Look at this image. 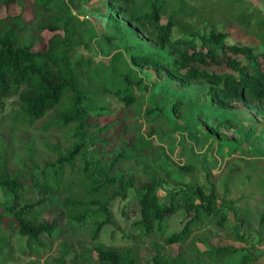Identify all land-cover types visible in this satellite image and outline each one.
I'll return each instance as SVG.
<instances>
[{"label": "trees", "instance_id": "1", "mask_svg": "<svg viewBox=\"0 0 264 264\" xmlns=\"http://www.w3.org/2000/svg\"><path fill=\"white\" fill-rule=\"evenodd\" d=\"M15 2L0 0V7ZM88 2L97 9L107 7L110 19L117 14L125 17L154 40L161 51L135 52L130 60L116 51L106 66H96L85 58L72 61L74 47L85 46L83 38L87 34L81 31L78 18L63 0H34V7L46 17L37 25L38 30L50 33L42 46L25 41L23 32L27 25L22 15L0 17V111L4 109L5 100L16 97L19 104L14 122L31 126L52 113L44 128L67 129L72 139L70 146L58 152L53 161L43 166L33 165L26 173H11L9 157L3 148L0 150V189L9 194L0 202V223L24 236L30 247H34L31 254L40 256L44 246L42 237L53 238L56 233L64 236L66 231L56 226L57 219L40 217L37 208L54 203L70 226H90L93 237L97 238L105 226L113 225L112 202L126 199L133 190L138 219L132 222L131 228L136 232L133 236L136 242H145L154 229L179 208L189 217L180 231L163 239L165 245L174 249L171 253L164 250L163 245L152 243L154 255L149 264H203L182 246L188 244L196 228L208 221L217 228L228 229L235 240L246 242L243 222H232L230 209L212 186L174 182L151 175L137 187L133 176L118 169L121 161L132 158L133 151L148 147V138L142 134H133L124 140L128 150L103 159V149L119 131H110L113 123L102 125L99 122L108 110L96 109L90 104L96 94L110 93L125 107L136 105L139 98L135 92L139 87L133 82L137 72L132 65L151 66L158 76L165 75L182 87L200 80L207 84L205 95L211 103L220 108H247L264 121V51L228 43L227 35L215 31L185 35L178 30L179 22L175 18L182 15L178 11L166 14L165 0H153L148 11L137 13L131 11L133 0ZM164 14L165 22L161 20ZM141 81L138 79V83ZM178 103L175 101L174 105ZM154 108L146 107L143 114L153 113ZM227 120L216 119L229 123ZM32 158L30 155L29 159ZM73 172H77V179L72 177ZM260 223H264V213ZM63 238L56 254L46 260V264H138L133 246L88 249L78 242L79 249L73 240ZM207 245V252L213 256L238 254V264L256 262L247 249Z\"/></svg>", "mask_w": 264, "mask_h": 264}, {"label": "rangeland", "instance_id": "2", "mask_svg": "<svg viewBox=\"0 0 264 264\" xmlns=\"http://www.w3.org/2000/svg\"><path fill=\"white\" fill-rule=\"evenodd\" d=\"M63 1L78 18L81 31L87 34L83 38L85 46L74 47L72 61L85 58L96 66H106L116 51H121L128 60L135 52L161 51L154 40L122 15L117 14L110 19L107 7L97 9L88 0ZM152 1L133 0L131 11H148ZM165 2L168 6L166 14L178 11L182 15L175 18L179 22L178 30L185 35L215 31L227 35L228 43L248 46L256 52L264 51V0ZM166 14L161 18L163 22L167 19ZM5 15H22L27 25L23 32L25 41L36 46L45 45L50 33L38 30L37 25L46 17L34 7V0H16L7 7H0V17ZM174 35H177L176 31ZM132 67L137 72L133 82L139 87L135 92L139 98L136 105L125 107L110 93L96 94L90 104L93 108L108 110L99 122L102 125L113 123L110 131H119L103 149V159L128 150L124 140L133 134L147 137V148L136 149L130 160H123L117 166L127 176L134 177L137 187L151 175L174 182L212 186L225 201V207L230 209L232 222H243L242 234L246 242L235 240L228 229L217 228L208 221L196 228L188 244L182 247L203 264H238V254L213 256L207 252V244L247 249L255 256V264H264V223H260L264 213V121L247 108H220L211 103L205 95L207 84L200 80L182 87L165 75L158 76L151 66ZM138 79L142 80L141 83ZM175 101L179 103L174 105ZM18 104L16 97L8 98L0 111V150L3 148L9 157L11 173H26L33 165L43 166L53 161L58 152L70 146L72 139L67 129L44 128L52 113L31 126L14 122ZM153 106L154 112L145 116L143 110ZM214 118H227L230 122H219ZM72 177L77 179V172H73ZM5 197L9 194L0 189V202ZM37 211L40 217L57 219L56 226L66 231L64 236L73 240L75 247L80 249L78 242L88 249L133 246L137 251L138 264H149L154 255L152 243L163 245V249L171 253L174 249L165 245L163 239L180 231L189 218L184 209L179 208L160 227H156L145 242H136L133 238L136 232L131 228L132 222L138 219L133 190L126 199L112 202L110 213L113 225L105 226L97 238L93 237L90 226H70L54 203L37 208ZM64 236L56 233L53 238L42 237L44 246L40 249V256L32 255L30 251L34 247H30L26 238L0 223V264L29 261L46 264V260L56 254Z\"/></svg>", "mask_w": 264, "mask_h": 264}]
</instances>
